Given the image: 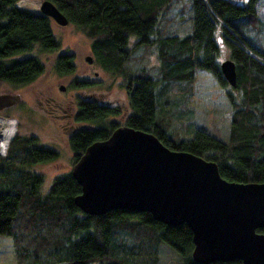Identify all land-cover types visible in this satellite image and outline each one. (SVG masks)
I'll use <instances>...</instances> for the list:
<instances>
[{
  "label": "trees",
  "instance_id": "16d2710c",
  "mask_svg": "<svg viewBox=\"0 0 264 264\" xmlns=\"http://www.w3.org/2000/svg\"><path fill=\"white\" fill-rule=\"evenodd\" d=\"M24 0H0V81L13 87L33 82L45 69L33 52L59 50L50 16L20 5ZM89 37L99 66L124 78L132 113L123 125L152 132L168 148L186 150L217 162L222 177L240 183L264 182V22L262 0H51ZM177 8V16L171 15ZM189 21L185 29L171 27ZM186 31V33H181ZM236 63L237 85L229 84L218 61L220 42ZM158 53L156 76L147 68L129 71L130 39ZM26 55L18 57V55ZM73 53L60 52L54 68L59 74L76 70ZM199 71L210 74L226 94L232 116L225 137L206 125L184 130L171 127L188 107ZM82 83L77 79L76 87ZM230 85V86H229ZM228 88V89H227ZM75 118L95 124L77 129L68 142L74 161L87 145L104 140L116 122L107 116L118 106L80 100ZM188 111V110H187ZM189 112V111H188ZM191 119L189 120V122ZM0 159V236L9 237L16 264H157L158 249L168 244L180 264L192 259V231L187 223L169 226L151 213L112 209L85 214L74 204L81 190L71 172L58 176L45 195L43 177L28 171L34 163L57 157L38 144L36 136L11 134ZM18 154V155H17ZM19 157L20 164L11 161ZM258 231H264L260 227ZM221 260L208 264H241Z\"/></svg>",
  "mask_w": 264,
  "mask_h": 264
},
{
  "label": "water",
  "instance_id": "95a60500",
  "mask_svg": "<svg viewBox=\"0 0 264 264\" xmlns=\"http://www.w3.org/2000/svg\"><path fill=\"white\" fill-rule=\"evenodd\" d=\"M39 6L57 24L69 23L51 0H40ZM235 64L231 58L219 64L232 85H237ZM17 100L0 93V109ZM219 170L214 160L168 148L152 132L120 124L76 160L71 174L81 190L74 204L85 214L121 208L149 212L169 226L187 223L195 262L264 264V231H258L264 227V182L229 181Z\"/></svg>",
  "mask_w": 264,
  "mask_h": 264
},
{
  "label": "rangeland",
  "instance_id": "374dc122",
  "mask_svg": "<svg viewBox=\"0 0 264 264\" xmlns=\"http://www.w3.org/2000/svg\"><path fill=\"white\" fill-rule=\"evenodd\" d=\"M238 1L246 2V0ZM39 3L40 0H24L20 2V5L29 7L31 10H40ZM259 6L258 13L264 22V0ZM178 13L177 8H175L171 15L177 16ZM188 24L189 21L187 20L183 23L175 21L170 26L173 28L179 26V28L185 29ZM51 27L53 28V35L60 43L59 50L40 52L36 49L33 52L34 56L44 60L46 70L30 84L18 88L13 87L10 83L0 81V93H10L18 97L15 104L0 109V116L8 124L6 139L11 134L33 135L37 137L39 145L47 146L57 153V157L50 161L36 162L28 167V171L44 178L40 185L42 195H45L52 188L56 177L71 172L75 165L74 153L68 142L69 135L74 132L73 129L95 127V124L89 123V121L80 122L75 118L80 100L91 101L95 99L99 103L107 102L112 106H118L121 112L116 116H107L105 124L117 121L123 125L126 122V116L132 113L127 88L123 86L124 78L108 72L107 69L97 64L96 58L91 52V39L70 22L63 26L52 19ZM181 33H186V31ZM135 40L136 37H133L129 42V50L132 54V59L126 62L129 71L146 67L148 73L155 77L157 67L160 65L158 53L153 48L138 46ZM217 40L220 42L221 54H219L218 61L221 63L222 60L229 58L230 51L224 46L219 34ZM63 51L71 52L76 57V70L68 75L59 74L54 68L56 56ZM25 56L20 54L17 58ZM88 57L92 58L90 63L87 61ZM209 75L199 71L198 77L195 79L196 85L193 95L190 97L187 107L189 112L182 109L181 114H179L180 119L174 117L171 122V127L178 131L184 130L186 137H189L191 126H201V124L206 125L210 131L214 129L220 131V135L225 137V133L231 125V106L225 97L226 94ZM76 79L80 82L85 80L83 81L84 84L82 83L81 87H76L74 85ZM6 139L4 138L2 145ZM19 159L21 158L16 156L11 161L18 165L20 164ZM12 244L13 242L9 237L0 236V264H16ZM158 254L157 264L181 263L180 255L169 248L168 244L161 245ZM92 264L98 263L95 261Z\"/></svg>",
  "mask_w": 264,
  "mask_h": 264
},
{
  "label": "bare ground",
  "instance_id": "6f19581e",
  "mask_svg": "<svg viewBox=\"0 0 264 264\" xmlns=\"http://www.w3.org/2000/svg\"><path fill=\"white\" fill-rule=\"evenodd\" d=\"M7 128H8V124H6V120L0 116V151L3 148L2 142H3L4 138L6 139V137H7L6 134H8Z\"/></svg>",
  "mask_w": 264,
  "mask_h": 264
},
{
  "label": "flooded vegetation",
  "instance_id": "af4514ba",
  "mask_svg": "<svg viewBox=\"0 0 264 264\" xmlns=\"http://www.w3.org/2000/svg\"><path fill=\"white\" fill-rule=\"evenodd\" d=\"M83 81H85V80H83ZM94 100H95V99H94ZM96 101H97V100H96ZM80 103H81V102H80ZM80 103H78L77 110L79 109V104H80ZM57 107H58V105L56 106V108H57ZM53 110H54V108L52 109V111H53ZM78 111H79V110H78ZM78 111H77V112H78ZM77 112H76V113H77ZM76 113H74V114H76ZM77 129H78V128L73 129L74 132H73L71 135H73V134L76 132ZM69 137H70V135H69Z\"/></svg>",
  "mask_w": 264,
  "mask_h": 264
}]
</instances>
